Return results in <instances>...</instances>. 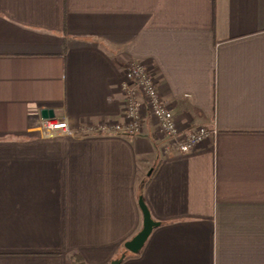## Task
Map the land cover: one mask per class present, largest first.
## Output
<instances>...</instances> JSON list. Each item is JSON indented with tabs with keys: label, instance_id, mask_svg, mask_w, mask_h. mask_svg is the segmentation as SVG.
Listing matches in <instances>:
<instances>
[{
	"label": "crops",
	"instance_id": "obj_1",
	"mask_svg": "<svg viewBox=\"0 0 264 264\" xmlns=\"http://www.w3.org/2000/svg\"><path fill=\"white\" fill-rule=\"evenodd\" d=\"M131 61L199 148L38 131L123 121ZM141 196L160 225L121 264H264V0H0V264H109Z\"/></svg>",
	"mask_w": 264,
	"mask_h": 264
},
{
	"label": "built area",
	"instance_id": "obj_2",
	"mask_svg": "<svg viewBox=\"0 0 264 264\" xmlns=\"http://www.w3.org/2000/svg\"><path fill=\"white\" fill-rule=\"evenodd\" d=\"M120 89L124 97V120L85 123L76 132L66 120L44 119L38 126L45 136L80 134L124 133L134 136L144 131L148 119L155 129V135L169 138L163 146L165 155L176 151L187 154L202 145L212 132L206 126L193 127L183 124L164 101L152 67L144 62L131 61L124 72Z\"/></svg>",
	"mask_w": 264,
	"mask_h": 264
},
{
	"label": "water",
	"instance_id": "obj_3",
	"mask_svg": "<svg viewBox=\"0 0 264 264\" xmlns=\"http://www.w3.org/2000/svg\"><path fill=\"white\" fill-rule=\"evenodd\" d=\"M42 115L45 119L54 118L55 112L52 109H44ZM139 206L143 213V227L132 239L125 243V248L132 253H138L145 245L154 228L160 225V222L153 218L143 196L139 199ZM125 256L126 254L123 253L119 258L112 260L109 264H121Z\"/></svg>",
	"mask_w": 264,
	"mask_h": 264
},
{
	"label": "trees",
	"instance_id": "obj_4",
	"mask_svg": "<svg viewBox=\"0 0 264 264\" xmlns=\"http://www.w3.org/2000/svg\"><path fill=\"white\" fill-rule=\"evenodd\" d=\"M124 252L126 254L124 260L137 255L136 253H132V252L128 251L125 248V246H124ZM73 258H74V260H73L74 264H87L85 259H84V257H83V255L81 253H79V252L74 253L73 254Z\"/></svg>",
	"mask_w": 264,
	"mask_h": 264
}]
</instances>
